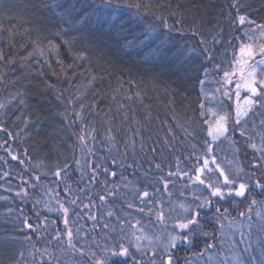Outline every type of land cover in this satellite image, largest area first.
<instances>
[{
	"label": "trees",
	"instance_id": "16d2710c",
	"mask_svg": "<svg viewBox=\"0 0 264 264\" xmlns=\"http://www.w3.org/2000/svg\"><path fill=\"white\" fill-rule=\"evenodd\" d=\"M257 25L264 0H0V264H264V97L237 124L224 80Z\"/></svg>",
	"mask_w": 264,
	"mask_h": 264
},
{
	"label": "snow or ice",
	"instance_id": "6c2138e0",
	"mask_svg": "<svg viewBox=\"0 0 264 264\" xmlns=\"http://www.w3.org/2000/svg\"><path fill=\"white\" fill-rule=\"evenodd\" d=\"M107 2L110 4L112 0H107ZM136 7H140V5H136ZM240 23L243 24L245 22V17L240 16L239 17ZM166 23V22H165ZM251 23V22H250ZM257 28L260 29V37L264 38V25H257ZM259 56L260 59L256 60V57ZM2 58V57H0ZM235 67L233 70L230 71H224V80L225 83L230 84L232 83L233 77H235L237 74H239V79L236 81V116L237 120L236 123H240V119L243 116H246L250 110L258 103L257 99L255 97H264V79H258L257 73L258 71L261 73V75H264V43H260L259 45H254L251 43H242L239 47V55L234 60ZM244 89L247 91L248 95L244 96L243 99H241V92L240 90ZM226 96L228 95L227 92L224 93ZM203 107V106H201ZM203 115V112L201 113ZM227 117H219L215 122V127L209 126L208 129V135L212 137L213 140L218 139L220 136L224 135L227 132L226 122ZM243 134V133H242ZM81 139H83L81 137ZM253 148L256 146L253 144L251 145ZM209 151H211V148H209ZM262 152V158H264V149H260ZM13 159H16L15 156H13ZM215 163V161H213ZM208 161H204V167L198 169V173H203L205 168H207ZM159 167V165H157ZM217 168H219V165H217ZM220 176L223 177L222 185L219 183H213L207 185L211 189V196L213 197H219L223 199L225 196H236V197H244L246 193L249 191V185L246 183H239L237 185L236 180L233 178H230L227 174H225L223 169H220ZM242 171V169H241ZM56 175H59V172L56 173ZM196 181H198L200 184H204L205 181L200 178V175L198 174L195 177ZM256 186L260 188H264V184H261L259 181H256ZM144 196H148L147 192H144ZM74 203V202H73ZM210 200H205L204 204L197 205V208L207 206L210 204ZM255 203V201H253ZM183 207V206H182ZM194 212V215L187 219L186 222H180L177 227L180 229H190V225H196L198 224V220L196 217L199 215L198 211L196 209H191ZM185 211H189V208H185ZM220 210L217 209V212ZM65 214H67L68 209H64ZM68 221L65 219V224H67ZM31 227V225H29ZM68 236V242L70 247H75V245L72 243V236L73 233L71 229L67 231ZM183 240L184 242L188 241V236H178V235H171L170 234V240H169V246L175 247L177 241ZM167 251V248L165 249ZM114 255H121L126 256L128 255V249L125 248L123 245L120 246V251L118 253H113ZM94 255V253H93ZM97 264H104L102 261H98ZM168 264H171V257L168 258Z\"/></svg>",
	"mask_w": 264,
	"mask_h": 264
},
{
	"label": "rangeland",
	"instance_id": "374dc122",
	"mask_svg": "<svg viewBox=\"0 0 264 264\" xmlns=\"http://www.w3.org/2000/svg\"><path fill=\"white\" fill-rule=\"evenodd\" d=\"M233 79L235 80V81H237V79H239V74H237L235 77H233ZM234 93L236 92V82L234 83ZM240 92H241V98H243L244 96H246V95H248V93H247V91L246 90H244V89H241L240 90ZM231 117H232V119H233V121H235L236 120V111L235 110H233V112H232V115H231ZM243 140H244V138H243ZM245 141V140H244ZM246 142V141H245ZM247 144V143H246ZM249 146V148L251 149H253V147L251 146V144H248ZM251 149V150H252ZM255 165H256V172L258 173V175H260L261 177H264V163H262L261 161H258V160H256L255 161Z\"/></svg>",
	"mask_w": 264,
	"mask_h": 264
}]
</instances>
